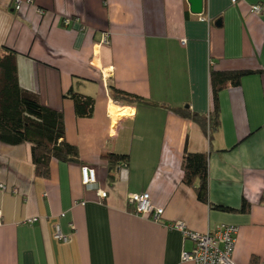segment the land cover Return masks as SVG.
<instances>
[{
	"label": "crops",
	"instance_id": "crops-1",
	"mask_svg": "<svg viewBox=\"0 0 264 264\" xmlns=\"http://www.w3.org/2000/svg\"><path fill=\"white\" fill-rule=\"evenodd\" d=\"M16 1L0 0V58L18 54L21 87L64 114L80 162L52 160L41 179L30 145L0 143V264H194L182 261L194 243L179 222L201 234L235 225V264H264V0H203L201 15L188 0ZM212 70L254 74L221 92L210 139L171 109L208 117ZM112 87L157 106L115 102ZM70 90L95 100L92 118L76 117ZM186 152L208 154L210 205L182 181ZM107 154L129 157L113 180ZM84 166L105 200L83 185ZM144 193L164 209L160 222L130 205ZM243 200L247 214L213 208ZM56 224L68 243L55 240Z\"/></svg>",
	"mask_w": 264,
	"mask_h": 264
},
{
	"label": "trees",
	"instance_id": "trees-1",
	"mask_svg": "<svg viewBox=\"0 0 264 264\" xmlns=\"http://www.w3.org/2000/svg\"><path fill=\"white\" fill-rule=\"evenodd\" d=\"M18 54L8 48L3 49L0 58V143L18 146L30 145L31 158L37 177L47 179L50 176V163L57 160L62 163L80 162L79 149L67 141L64 114L42 104L37 94L21 87L17 67ZM254 74L252 71H215L210 74L213 109L210 115L203 116L192 112L188 107L171 109L178 116L197 123L210 139L221 127V92L227 87H238L242 80ZM115 102L128 105L157 104L139 96L126 93L112 87ZM74 103L75 115L80 119L94 116L95 100L70 90L64 95ZM110 179L119 165L128 167V156L107 154ZM183 183L195 189L200 202L210 205L209 200V158L204 153H188L183 158ZM213 208L231 213L247 214L250 204L243 200L239 209L222 206Z\"/></svg>",
	"mask_w": 264,
	"mask_h": 264
},
{
	"label": "built area",
	"instance_id": "built-area-1",
	"mask_svg": "<svg viewBox=\"0 0 264 264\" xmlns=\"http://www.w3.org/2000/svg\"><path fill=\"white\" fill-rule=\"evenodd\" d=\"M237 1L234 0L233 3ZM32 5L33 0H17L16 10H20L22 4ZM252 12L256 15L262 13L260 6L252 7ZM43 14L42 11H40ZM70 19L64 21L65 26H69ZM123 168L125 164L120 165ZM82 183L86 189L96 191L98 196L105 200L108 193L99 189L96 171L90 167L84 166L81 169ZM4 185L0 184V190H4ZM130 205L135 208V213L143 217L152 218L155 222H160L164 213V209L157 208L151 201L150 194H138L129 198ZM3 220V212L0 210V223ZM174 229L182 232L187 240L194 243V249L191 252H183L182 261L191 262L194 264H235L234 252L237 243V235L239 227L235 225H220L205 234L196 233L188 230L183 223H176L173 225ZM54 238L61 243H68L70 238L63 234L59 224L55 225Z\"/></svg>",
	"mask_w": 264,
	"mask_h": 264
},
{
	"label": "water",
	"instance_id": "water-1",
	"mask_svg": "<svg viewBox=\"0 0 264 264\" xmlns=\"http://www.w3.org/2000/svg\"><path fill=\"white\" fill-rule=\"evenodd\" d=\"M188 2L193 14L201 15L203 13V0H188Z\"/></svg>",
	"mask_w": 264,
	"mask_h": 264
}]
</instances>
